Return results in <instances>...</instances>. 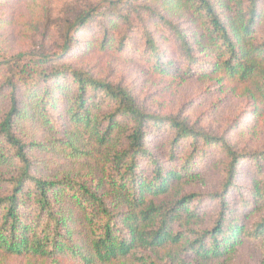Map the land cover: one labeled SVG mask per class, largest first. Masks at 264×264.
<instances>
[{
	"label": "trees",
	"instance_id": "16d2710c",
	"mask_svg": "<svg viewBox=\"0 0 264 264\" xmlns=\"http://www.w3.org/2000/svg\"><path fill=\"white\" fill-rule=\"evenodd\" d=\"M90 49L137 56L162 77L243 88L264 115V0H103L66 20L57 48H0V252L171 264L227 259L248 241L264 254V149L240 148L232 127L151 109L124 78L73 62ZM38 122L63 138L30 137ZM43 150L95 169L48 174ZM211 165L216 188L188 190Z\"/></svg>",
	"mask_w": 264,
	"mask_h": 264
},
{
	"label": "rangeland",
	"instance_id": "374dc122",
	"mask_svg": "<svg viewBox=\"0 0 264 264\" xmlns=\"http://www.w3.org/2000/svg\"><path fill=\"white\" fill-rule=\"evenodd\" d=\"M102 1L0 0V48L9 55L26 52L41 43L57 48L63 43L66 20L97 7ZM72 60L77 66L91 69L101 77L124 78L140 99L155 111L183 112L199 126L221 134L232 127L227 135L240 148L248 151L264 149V115L254 111L256 107L243 88L229 87L210 79L185 80L178 75L162 77L146 67L137 56L129 54L124 57L113 51L90 49L76 54ZM234 125L236 129H233ZM27 132L42 143L63 138V133L52 132L39 122L29 125ZM59 150L61 147L57 144ZM35 156L41 165L52 169L48 172L51 175L66 169H95L91 163L75 166L56 151H36ZM214 166L202 169L197 184L188 190L207 192L215 189L220 176ZM253 219L255 216L250 215L246 223ZM0 264L77 263L0 252ZM171 264H264V254L258 244L246 241L227 259L201 262L191 255Z\"/></svg>",
	"mask_w": 264,
	"mask_h": 264
}]
</instances>
